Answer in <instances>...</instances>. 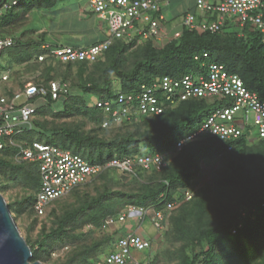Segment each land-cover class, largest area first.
<instances>
[{
	"label": "trees",
	"instance_id": "16d2710c",
	"mask_svg": "<svg viewBox=\"0 0 264 264\" xmlns=\"http://www.w3.org/2000/svg\"><path fill=\"white\" fill-rule=\"evenodd\" d=\"M61 1L64 0H17L8 7H0V37L9 36L4 30L22 24L30 10L51 11ZM170 1L166 0L167 4ZM183 11L182 17L190 12L195 16L196 24L218 18L215 10H198L195 0H192L190 9ZM83 12L94 14L91 9ZM159 12L162 8L152 15ZM232 19L225 14L223 24L215 31H201L180 22V35L167 40L165 34L164 43H158L154 38L140 42L136 37L130 42L115 39L92 62H60L50 56L39 61L37 56L44 52L40 49L41 43L67 44L49 40L45 32L37 39L24 37V32L11 35L14 45L0 54L6 53L8 57L0 70L8 71L12 63L40 64L44 71L34 82L46 83L55 79L68 89L59 99L62 104L59 110L50 108L56 101L51 97L38 99L40 103L31 120L33 127L15 135L13 144L5 143L0 149V191L7 187L1 178L7 182L20 181L29 189L14 202H7L12 218L13 212L24 210L40 217L33 209L39 186L37 166L34 162L15 159L17 144L33 140L51 143L82 156L90 163L103 165L113 157H135L142 152H174L168 160L163 153L166 164L159 171L135 167L134 172L127 175L135 183L142 180L134 190L110 191L103 185L104 188L95 194L84 193L83 198L77 199V204L56 214L53 205L62 198L76 196L81 187L93 183L96 178L106 179L110 173L116 172L114 168L106 167L89 182L54 199L44 214L54 217V225L47 231L42 227L32 242L24 238L31 248L30 260H41L49 251L51 242L62 240L70 224L79 219L80 224L89 222L100 228L107 216L122 211L116 210L113 204V200L120 199L124 201L123 209L134 205L153 212L163 211L162 231L154 228V234H159L157 239L165 236L171 223L175 239L184 241L178 253V264H264V138L250 142L248 133L230 141L202 136L186 142L179 151L174 149L179 138L197 129L216 107L227 103L228 99L190 97L173 107L166 106L159 114H134L120 125L109 123L102 126L109 114L82 98L83 94L111 98L120 91L135 92L141 84L149 85L162 75L179 77L186 73H204L208 64L221 63L264 100L263 32L249 22L242 26L230 24ZM161 22L163 25L164 20ZM114 79H118L121 85L118 92L113 90ZM3 89L6 94L13 90L7 84ZM75 117L80 120L75 121ZM230 144L232 148L228 149ZM213 157L220 160V166L214 172L213 187L197 191L185 199L181 190L190 187L199 177L201 162ZM176 200L180 204L166 209V202ZM147 217L150 221L149 214ZM115 226L117 229L104 237L106 242H112V247L117 238L114 239L113 235L119 233L118 224ZM100 243L73 253L65 264H86L98 258L92 254Z\"/></svg>",
	"mask_w": 264,
	"mask_h": 264
},
{
	"label": "built area",
	"instance_id": "2783aa9c",
	"mask_svg": "<svg viewBox=\"0 0 264 264\" xmlns=\"http://www.w3.org/2000/svg\"><path fill=\"white\" fill-rule=\"evenodd\" d=\"M166 0H89V9L96 18L104 24L106 33L96 43L83 46L53 45L43 42L40 49L44 52L37 56L43 60L50 56L60 62L95 61L115 39L126 42L135 37L137 42L163 37V12L155 16L163 7ZM17 0H0V7L5 8L15 4ZM196 8L200 11L215 10L218 18L212 22L196 24L195 16L186 13L181 19V25L196 27L199 30L215 31L223 24L224 15L233 17L232 23L242 26L249 22L261 32L264 41V0H195ZM181 29H174L166 34V39L177 37ZM14 45L11 36L0 37V54ZM206 56V53H203ZM198 59V56H195ZM7 71L0 70V149L5 143L13 144L14 136L33 127L32 118L36 111L34 100H44L51 97L59 100L68 89L64 83L52 79L46 83L27 81L22 87L12 90L11 94L4 92L7 84ZM24 97L17 104L16 100ZM190 97L225 98L227 103L216 107L200 124V126L175 142L174 149L179 151L182 146L202 136H216L221 140L230 141L247 134L248 141L264 138V100L255 91L249 90L240 77L228 72L221 63H210L204 73H186L179 77L162 75L149 85L141 84L138 91L118 92L114 97L95 96L90 103L109 114L102 126L109 123L120 125L129 120L134 114H159L166 106H175L179 101ZM247 131V132H246ZM249 131V132H248ZM16 160L34 162L39 173V186L35 195L33 209L37 215L43 216L47 206L54 199L69 193L73 188L83 185L93 179L104 168L111 167L116 172L129 175L135 167L159 171L165 166L164 154L161 152L139 153L135 157H113L104 165L90 163L82 156L72 153L60 146L33 140L17 144ZM228 149L232 145L227 146ZM185 199L192 195V188L181 190ZM177 200L166 202V209H172ZM148 208L127 205L115 216H107L102 228L114 227L128 218L142 225L148 216ZM163 211L155 210L150 216L154 228L162 231ZM159 234L151 236L127 231L120 234L114 241L113 247L105 254L86 264H148L149 251L152 243ZM146 254L141 260L135 252Z\"/></svg>",
	"mask_w": 264,
	"mask_h": 264
},
{
	"label": "rangeland",
	"instance_id": "374dc122",
	"mask_svg": "<svg viewBox=\"0 0 264 264\" xmlns=\"http://www.w3.org/2000/svg\"><path fill=\"white\" fill-rule=\"evenodd\" d=\"M192 5V0H171L168 5L162 7V12L164 13L163 26L167 30L164 31L165 34H169L173 28H179L182 19L183 10L190 9ZM2 9V8H0ZM83 10H89V0H64L57 4L54 10H41L32 9L30 10L24 22L18 26H13L6 28L4 33L7 35H17L24 32V37L35 38L41 36L42 32H45L46 37L49 40L58 39L67 45H85L93 38H97L101 32V28L104 29L105 26L101 23L94 14L90 12H83ZM62 22V23H61ZM101 27V28H100ZM234 29V27H232ZM106 33V30L104 31ZM101 36V35H100ZM159 43V41H157ZM165 39L161 43H164ZM89 45V44H88ZM8 60L7 54L3 53L0 55V66H2ZM43 66L40 64H33L29 62L24 63H12L9 70L7 71L10 81L9 86L11 89L15 90L27 81H35L39 75L44 71ZM62 70V69H61ZM71 78L73 80L74 74L72 72ZM69 82V81H68ZM121 89V85L118 79L113 80V90L118 92ZM79 94V93H78ZM82 95V94H80ZM82 98L90 104L94 99V95H82ZM24 100V97H20L16 100L19 104ZM40 102L37 100L33 101V105L37 106ZM61 101L56 100L51 105L52 110L61 109ZM73 118L70 119V121ZM75 121L80 120V117H75ZM69 119H67V122ZM141 150L143 147H140ZM167 160L174 152L166 151ZM220 166V160L213 157L211 159H205L201 162V172L198 178L194 180L191 184L192 194L206 189L207 187H213V177L215 170ZM142 180L140 179L141 182ZM1 182L6 184V188L0 191L6 202H14L22 194L27 192L25 185L20 181L10 180L6 181L5 178H1ZM130 179L127 175L120 174L118 172L110 173L106 179L96 178L93 183H89L85 187L79 189V193L76 196H68L62 198L58 203H56V214H60L63 208L67 206H72L77 204L78 200L84 197V193L95 194L98 190L103 189L106 185L110 191H131L138 187L139 183ZM124 201L113 200L116 210H123ZM180 204V202L178 203ZM209 205L212 204L209 202ZM149 216L153 214L150 209L148 212ZM15 224L19 229L21 235L25 238H29L32 242L41 231V228L47 231L51 226L54 225V217L52 215H44L40 217H34L28 210L22 212H13ZM119 226V233L113 235L115 239L120 234H124L127 231H135L138 234L151 236L154 234L155 230L152 226L149 218H145L142 225L137 226V222L128 218L123 223H117ZM117 226L109 228H98L89 222L80 224V219L70 224L68 232L63 236L62 240H53L50 244V249L47 253L42 255L41 262L43 264H62L66 263L67 259L70 258L73 253L81 251L85 246H90L91 244L100 245L93 252L92 255L95 257L101 256L109 251L112 247V242L104 240V237L111 234ZM111 238V239H113ZM183 239H175V234L172 231L171 223L168 225L167 233L159 239H156L152 243V248L149 251V261L148 264H178V253L183 245ZM143 251H136L135 255L143 260L146 256ZM76 264V263H73ZM78 264V263H77Z\"/></svg>",
	"mask_w": 264,
	"mask_h": 264
},
{
	"label": "water",
	"instance_id": "95a60500",
	"mask_svg": "<svg viewBox=\"0 0 264 264\" xmlns=\"http://www.w3.org/2000/svg\"><path fill=\"white\" fill-rule=\"evenodd\" d=\"M31 248L13 220L0 193V264H43L31 259Z\"/></svg>",
	"mask_w": 264,
	"mask_h": 264
},
{
	"label": "crops",
	"instance_id": "0c3cea01",
	"mask_svg": "<svg viewBox=\"0 0 264 264\" xmlns=\"http://www.w3.org/2000/svg\"><path fill=\"white\" fill-rule=\"evenodd\" d=\"M166 5H168L167 4V2L165 1V3H164V5L163 6H166ZM164 14V13H163ZM62 23V22H61ZM101 28V27H100ZM174 29H176V28H174ZM173 29V30H174ZM165 30H167L166 28H164V26H163V31H165ZM104 31H105V29L102 27L101 28V32H102V34H100L99 36H97V38H93L92 40H90V42H88L87 44H85V45H88V44H90L93 40H97V39H99V38H102L103 36H104ZM163 35L165 36V33H163ZM52 41H56V40H52ZM58 41L59 42H61L59 39H58ZM157 41H159V42H162L163 41V37H161L160 39H157ZM51 42V41H50ZM73 45H78V44H73ZM84 45V44H83ZM83 45H79V46H83Z\"/></svg>",
	"mask_w": 264,
	"mask_h": 264
}]
</instances>
